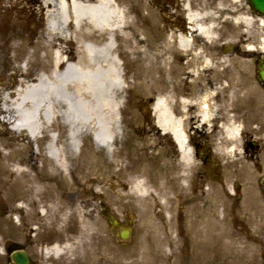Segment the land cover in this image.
Returning a JSON list of instances; mask_svg holds the SVG:
<instances>
[{
	"label": "rangeland",
	"instance_id": "1",
	"mask_svg": "<svg viewBox=\"0 0 264 264\" xmlns=\"http://www.w3.org/2000/svg\"><path fill=\"white\" fill-rule=\"evenodd\" d=\"M119 1L126 10H129L131 19L137 18L136 8L138 6H141L142 13L148 12L147 8H142V6L145 3H150L154 12L151 18L154 20L155 14L158 19L156 21L162 28H170L172 31V28H179L180 25L187 24L184 18V0ZM193 1L194 7H203L208 5L211 0ZM160 2L164 3V10ZM219 2V0H213V5H211L212 8L217 9V23H219L222 32L220 39L210 45H207L205 41L200 42L201 47L203 46L202 50L205 54L209 53L206 55L211 56L212 60L221 59L222 47L226 45L228 39L224 23L225 10L217 7ZM164 14L169 17L170 23L167 22ZM47 22L48 18L46 17L41 19H33L28 16L17 18L11 14L7 15L6 12L3 21V13L0 14V100L4 93L15 91L18 86L23 84L21 72L24 69L23 64L27 60L28 74L31 76H35L42 70V56L45 57L44 61L50 64L49 48L51 49V44L49 43L51 38L48 34ZM260 35H263L261 37L264 38V26L258 22L256 25L251 23L249 29L251 42L260 44ZM143 36L147 37V35ZM148 36L150 37L149 34ZM149 39V53L156 52L157 37L152 36ZM235 39L236 37H234ZM234 42L236 44V40ZM119 44V49L122 50L124 43L121 41ZM64 45L65 48L70 46L72 50H76L77 47L72 44ZM233 54V59H241L239 56H235L236 53ZM214 55H218L219 58H215ZM136 58V55L133 57L127 54L121 58L122 70L126 77V89L122 94L120 111L123 138L112 142L114 150L112 158L107 157L92 143V134H90V138L82 140L81 155L72 160V169L66 177L67 182L63 184V181L59 179L60 175H58L56 182L53 183L55 191L50 193L57 195L62 204L58 209L52 205L56 201L51 203V197L48 195L50 201L44 208L45 212H40L38 200L43 198V195L37 188L36 192L32 191L35 184H31V191L19 193L20 184L15 185L14 176L9 175L7 171L10 166L5 153L19 149L20 146L26 148L28 144L22 142L19 136L16 137L12 133L10 124H3L0 121V215L8 212L5 218H0V264H4L5 238L18 246L23 244L25 236H30V230L24 226L25 219L28 220L31 227L34 226L35 229H38L45 226L48 230L50 229L53 235L57 236L62 234V228L73 229L74 235L79 237L74 239V245L84 247L88 253L95 245L101 246L110 241L114 242V240L102 239L104 236L112 235L110 224L102 211V204H105L114 216L119 217L124 226L129 223L133 226L131 238L121 241V264H264V205L262 207L261 201L264 198L262 197L264 187L260 185L258 195L253 187L254 184L258 185V179L250 173L248 163L242 161L244 177L240 180L243 185L241 195L245 196L242 200V207L237 209L234 205L232 198L229 197L227 185L217 184L213 187L209 184L208 197L209 194L213 196L214 193L217 196L212 201L214 204L215 200L217 207L215 218L212 216L215 223L211 222L216 225L211 226L208 223L209 218L207 220L203 218L197 227L195 238L194 227L196 226L191 219L193 214L200 212L202 203H198L196 207L185 208L183 212L180 211V207L178 211L176 205L173 210H167V194L163 192L164 186H154L152 181L157 182L159 178L162 179V175L158 172H161L168 146L156 133L154 116L147 113V110H149L152 99L164 96L171 89L175 82L173 80L174 70L182 69L183 72H187V67H180L181 63L177 62L180 58H176V62L168 67L170 72H166V79L164 75L161 74L160 77V73H158L159 81L150 80L149 74L144 68L145 61ZM253 59L255 58L253 57ZM226 67V64H221L215 70ZM185 78L187 79V76ZM184 80L182 79L178 83L182 92H185L187 88H196V84L189 86ZM174 98L175 95H173L172 102L173 111L178 116L186 117L185 122L190 123L193 117L192 111H186V114L175 111L174 104H178L179 100L177 97L175 100ZM231 119L238 125L245 123L246 131L248 128L254 130V138L257 141L264 139V135L257 132L259 129L257 120L248 123L246 119L237 115H233ZM44 139L39 143L40 149L45 144L46 139ZM247 139L253 138L247 137ZM242 140L243 137L238 143H235L236 146L241 145ZM14 144L17 147H14ZM30 150L31 146L29 149L18 152V158L28 154ZM214 155H217L216 157L219 159L233 156L229 152ZM41 161L42 163L39 164L40 172H42L40 177L42 175L44 177L47 168L44 165V158ZM237 161L234 160L231 164L235 165ZM262 161L264 163V153ZM10 162L12 163V161ZM80 165L82 168L84 167L83 173L79 171ZM26 169L31 174L30 168L26 167ZM77 177L78 181H76ZM134 177L147 179L149 193L137 194L135 192L132 187ZM224 182L229 184L231 180L225 177ZM252 195L254 198L250 201ZM259 199L260 207H258ZM240 220L245 222H240ZM177 230L180 234H177ZM189 236H191V241L188 239ZM30 237L34 241L36 236L32 233ZM28 250L33 256L34 248L30 247ZM5 264H12L6 254Z\"/></svg>",
	"mask_w": 264,
	"mask_h": 264
},
{
	"label": "bare ground",
	"instance_id": "2",
	"mask_svg": "<svg viewBox=\"0 0 264 264\" xmlns=\"http://www.w3.org/2000/svg\"><path fill=\"white\" fill-rule=\"evenodd\" d=\"M160 4L164 10V3ZM217 7L224 8V2H219ZM44 8L51 38L50 64L42 56V70L31 76L26 59L21 72L23 84L15 91L4 93L0 100V121L10 124L12 133L28 144L26 148L20 146L5 153L10 166L7 171L14 176V184H20V194L31 191V185L27 184L34 179L24 167L23 155L18 158V152L31 146L37 157L44 158L47 173L36 180L32 188L43 195L38 200L41 213L45 212L50 197L51 203L56 201L52 204L54 208L62 206L57 195L51 194L55 191L52 181L60 175L59 179L67 182L72 160L81 155L82 140L92 134V143L112 158V142L123 138L120 124L122 94L126 89L123 55H136L137 60H144L148 78L158 81L157 74L165 78L166 72H170L168 67L180 58L184 60L180 67H187V72L180 69V74L190 77L184 80L189 86L197 83L202 71L213 70L216 76H224L229 69L227 54L214 62L200 45L201 41L210 45L220 39L217 9L208 5L194 7L193 0H184L185 17L190 25L172 28V31L162 28L155 14L154 20L151 18L154 12L150 3L142 6L148 12L142 13L141 6L136 8L138 21L131 19L129 10L119 0H44ZM164 15L169 23L168 16ZM241 19L249 27L257 21L264 23L252 16H241ZM227 21L225 15V25ZM152 36L157 37L158 44L156 52L149 53ZM121 41L124 43L122 50L119 49ZM64 44L76 45V50L70 46L65 48ZM260 47L264 51V38L260 39ZM214 57L219 58L218 55ZM217 64L227 67L215 70ZM204 88L202 96L181 98V105L185 110L198 106L193 120L198 117L201 122H208L214 115L210 104L212 91L208 84ZM173 91L171 88L164 96L157 97L154 111L156 124L162 132L171 133L179 145L186 177L194 160L187 144L184 120L172 112ZM222 131L231 144L240 140V125L232 120L222 124ZM44 137L47 139L45 152L36 146ZM14 147L17 146L14 144ZM233 150L231 147L228 151ZM79 168L83 173L84 167L80 165ZM132 187L137 194L149 193L145 178L134 177Z\"/></svg>",
	"mask_w": 264,
	"mask_h": 264
},
{
	"label": "flooded vegetation",
	"instance_id": "3",
	"mask_svg": "<svg viewBox=\"0 0 264 264\" xmlns=\"http://www.w3.org/2000/svg\"><path fill=\"white\" fill-rule=\"evenodd\" d=\"M219 1L224 2L225 15L228 17L226 23L229 40L227 51L231 58L227 62L230 64L228 71L224 76H216L213 70L202 71L204 75L198 78L196 88H187L185 92H182V88L178 83L182 79H186V76L188 79L190 77L180 74V70L175 69L173 79L175 80L173 84L175 87H171L174 90L175 98L177 97L179 100L178 104H174L175 111L183 113L185 109L179 106L181 104L180 99L185 97L192 99L202 96L205 91L204 86L208 84L212 91L210 104L212 105L214 116L208 122H201L198 117L195 120L192 118L190 123L184 122L187 142L192 148V159L194 160V167L187 178H184V165L178 143L171 133H163V142L168 146V152L165 153L161 172H158L162 175V179L159 178L157 182L155 180L152 181L154 186H164L163 192L167 194L166 201L169 211L173 210L175 205L178 211L180 207V211L183 212L185 208L196 207L198 203H202L200 212L193 214L194 216L191 219L196 226L194 227L196 232L194 237L197 236V227L203 218L205 220L208 218L209 220H215L217 207L215 200L214 204L212 201L217 196L214 193V197L210 194L208 197L209 184L213 185V187L217 184L231 187L234 191L230 193L229 197L232 198L237 209H240L242 200L245 198V196L242 197L241 195L243 185L240 181L244 177L242 163L244 161L248 163L252 176L258 179V185L254 184L253 186L258 195L260 193L258 190L260 185L264 187V163L262 161L264 139L262 141L255 140L254 132L249 133L246 131L241 145L236 147L232 157L228 156L225 159H219L214 155L222 154L221 148L223 147L226 149L232 147L226 138L222 140L225 137L222 131V124L229 121L230 116L237 115L242 119H246L248 123H253L254 120H257L259 126L257 132L264 135V78L262 76V73H264V53L257 50H249L251 47L249 44L250 27L241 19V16H252L264 22V12L256 7V3L253 0ZM212 2L213 0L208 3V7L212 8ZM0 10V14L3 13V21L5 20V12L7 15L11 14L17 18L28 16L33 19H41L46 13L44 0H0ZM234 37L237 40L236 46L233 45ZM258 46V44L254 45L255 49ZM235 52L242 59H233V53ZM213 61L218 62L219 60ZM177 62L182 63L184 60H178ZM191 111L193 116L198 114V106H194ZM147 113H151L150 109L147 110ZM245 126L246 124L243 123L244 128ZM151 127L153 128V126ZM248 130L251 131L249 128ZM247 137L253 139H247ZM36 146L40 148L38 143ZM22 158H24L25 167L30 168L31 176L34 179L28 182L27 186L35 184V181L40 178L42 173L39 169L42 158L37 157L33 149L28 154H24ZM234 160H238L235 165L231 164ZM225 177L231 180L229 184L224 182ZM52 182L55 183V179ZM65 183L63 181V184ZM262 197H264L263 193ZM253 198L252 196L250 201ZM171 199L173 200L171 201ZM261 201L263 207L264 198ZM260 206L259 199L258 207ZM7 213L1 214L0 218H5ZM261 219H263L262 216ZM240 222L245 221L240 220ZM24 226L30 230V236L32 233L35 234L34 241L30 236H25L23 244L16 246L12 241L9 242V239L5 238L3 247L4 264L5 254L11 257V251L16 247L26 250L33 264H121V239L116 236L111 224L112 235L104 236L102 239L114 240V242L110 241L101 246L95 245L90 253L84 247L74 245V239L79 237L74 235L73 229L62 228V234L57 236L53 235L50 229L48 230L45 226H41L38 229H35L34 226L31 227L27 219H25ZM177 234H180L179 230H177ZM188 239L191 241V236ZM30 247L34 248L33 256L28 250Z\"/></svg>",
	"mask_w": 264,
	"mask_h": 264
},
{
	"label": "water",
	"instance_id": "4",
	"mask_svg": "<svg viewBox=\"0 0 264 264\" xmlns=\"http://www.w3.org/2000/svg\"><path fill=\"white\" fill-rule=\"evenodd\" d=\"M258 7L261 8V10H264V0H257ZM113 224L116 226L118 223L117 221H113ZM130 229H122L120 236L122 239H127L129 237ZM13 261L15 264H32L30 261V258L24 251H16L12 255Z\"/></svg>",
	"mask_w": 264,
	"mask_h": 264
}]
</instances>
